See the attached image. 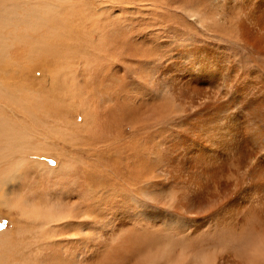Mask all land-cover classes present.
Returning <instances> with one entry per match:
<instances>
[{"label":"bare ground","instance_id":"1","mask_svg":"<svg viewBox=\"0 0 264 264\" xmlns=\"http://www.w3.org/2000/svg\"><path fill=\"white\" fill-rule=\"evenodd\" d=\"M99 1L111 8L91 13L87 112L77 105L91 206L79 212L95 260L264 264V0ZM34 4L0 0V98L13 96L3 83L29 77L8 69L19 50L43 54ZM116 8L147 26L124 11L110 20L124 30L105 40L100 23Z\"/></svg>","mask_w":264,"mask_h":264},{"label":"rangeland","instance_id":"2","mask_svg":"<svg viewBox=\"0 0 264 264\" xmlns=\"http://www.w3.org/2000/svg\"><path fill=\"white\" fill-rule=\"evenodd\" d=\"M32 1L43 7L48 25V30L43 25V54L26 60L27 50L20 48L24 57L18 68L8 69L20 74L28 70L29 77L3 83L13 96L0 98V124L7 133L0 137V148L7 138L15 143L0 152L6 154H0V264H109L102 256L95 260L91 221L80 217L79 205L87 214L91 206L88 153L77 138L78 106L87 112L90 66L97 51L91 13L98 16L111 6L99 0ZM132 9H109L110 17L99 26L105 40L125 25L110 21L121 19L124 11L129 24L147 26L134 21L138 14L132 15ZM121 260L118 256L112 264H131Z\"/></svg>","mask_w":264,"mask_h":264}]
</instances>
